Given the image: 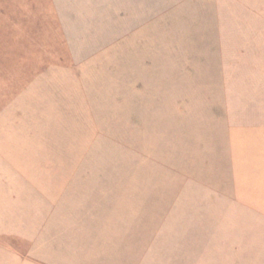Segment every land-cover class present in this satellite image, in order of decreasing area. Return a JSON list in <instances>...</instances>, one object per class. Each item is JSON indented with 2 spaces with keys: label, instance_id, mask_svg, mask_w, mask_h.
<instances>
[{
  "label": "rangeland",
  "instance_id": "374dc122",
  "mask_svg": "<svg viewBox=\"0 0 264 264\" xmlns=\"http://www.w3.org/2000/svg\"><path fill=\"white\" fill-rule=\"evenodd\" d=\"M31 240L264 264V0H0V247Z\"/></svg>",
  "mask_w": 264,
  "mask_h": 264
},
{
  "label": "crops",
  "instance_id": "0c3cea01",
  "mask_svg": "<svg viewBox=\"0 0 264 264\" xmlns=\"http://www.w3.org/2000/svg\"><path fill=\"white\" fill-rule=\"evenodd\" d=\"M13 243L25 245L22 241H20L21 244L18 242ZM26 243H29L30 247L29 251L25 252H19L18 250H12L11 252L8 248L6 250L0 247V264H38V240H31Z\"/></svg>",
  "mask_w": 264,
  "mask_h": 264
}]
</instances>
